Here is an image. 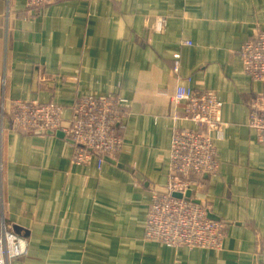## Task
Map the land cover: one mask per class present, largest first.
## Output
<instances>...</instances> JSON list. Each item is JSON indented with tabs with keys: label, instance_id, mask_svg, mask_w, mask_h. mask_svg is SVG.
<instances>
[{
	"label": "crops",
	"instance_id": "0c3cea01",
	"mask_svg": "<svg viewBox=\"0 0 264 264\" xmlns=\"http://www.w3.org/2000/svg\"><path fill=\"white\" fill-rule=\"evenodd\" d=\"M262 29L264 0H0V227L28 242L10 264H264V144L248 126L264 82L238 56ZM175 61L194 94L221 104L218 171L193 175L185 193L224 223L217 249L145 238L172 137L197 128L172 100ZM84 96L124 102L116 158L72 163L64 131ZM13 101L62 106L60 128H13Z\"/></svg>",
	"mask_w": 264,
	"mask_h": 264
},
{
	"label": "built area",
	"instance_id": "2783aa9c",
	"mask_svg": "<svg viewBox=\"0 0 264 264\" xmlns=\"http://www.w3.org/2000/svg\"><path fill=\"white\" fill-rule=\"evenodd\" d=\"M52 0H27L29 10H41ZM164 20L157 21L160 30ZM190 45V43H185ZM242 68L255 81L264 82V29L238 49ZM176 81L173 102L184 104V118L197 126L194 130L176 131L171 140L172 176L165 191L155 194L149 206L145 238L165 245L187 248L217 249L222 238L223 223L207 217L202 205L185 193L193 175L217 173L216 147L211 132L219 133L221 104L211 93L196 95L190 89V79L179 74V63L172 69ZM123 101L102 97L78 98L72 108L65 138L72 145V163L86 164L93 157L116 158L121 138L114 130L126 114ZM62 106L55 103L13 101L8 115L10 125L24 132H54L62 122ZM248 126L256 140L264 144V95L251 102ZM202 127V129H199ZM102 160L98 162V171ZM181 175L182 179L175 178ZM27 240L2 223L0 227V264H10L27 254Z\"/></svg>",
	"mask_w": 264,
	"mask_h": 264
},
{
	"label": "rangeland",
	"instance_id": "374dc122",
	"mask_svg": "<svg viewBox=\"0 0 264 264\" xmlns=\"http://www.w3.org/2000/svg\"><path fill=\"white\" fill-rule=\"evenodd\" d=\"M194 200V199H193ZM152 201V200H151ZM195 201V200H194ZM200 204V203H199ZM201 205V204H200ZM150 206V205H149ZM204 208V207H203ZM205 209V208H204ZM206 211V210H205ZM213 220H217V219H213ZM220 221V220H219ZM222 222V221H221ZM223 223V222H222ZM223 228H224V223H223ZM145 232H146V229H145ZM222 233H223V230H222ZM152 242V241H151ZM185 247V246H184ZM198 248V247H196Z\"/></svg>",
	"mask_w": 264,
	"mask_h": 264
}]
</instances>
